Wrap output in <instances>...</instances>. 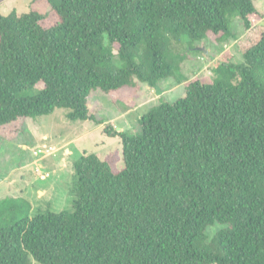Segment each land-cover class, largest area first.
Segmentation results:
<instances>
[{
    "label": "trees",
    "instance_id": "16d2710c",
    "mask_svg": "<svg viewBox=\"0 0 264 264\" xmlns=\"http://www.w3.org/2000/svg\"><path fill=\"white\" fill-rule=\"evenodd\" d=\"M48 1L46 14L0 13V128L58 108L95 120V90L132 107L140 84L182 83L173 44L229 42V17L245 29L244 60L216 61L214 80H186L184 97L139 119L140 135L106 127L124 167L118 152L77 159L73 211L0 226V264H264V24L254 0Z\"/></svg>",
    "mask_w": 264,
    "mask_h": 264
},
{
    "label": "rangeland",
    "instance_id": "374dc122",
    "mask_svg": "<svg viewBox=\"0 0 264 264\" xmlns=\"http://www.w3.org/2000/svg\"><path fill=\"white\" fill-rule=\"evenodd\" d=\"M254 2L263 13L260 23L264 24V0ZM50 10L48 0H0V13L5 15L13 11L20 15L30 11L46 14ZM239 20L236 16L229 17L230 28L235 34L229 42L191 43L183 39V43H174L173 53L180 60L183 82L169 78L161 81L157 90L140 84L132 107L120 102L118 96L95 90L88 98V107L95 120L71 121L67 118V110L58 108L50 115L20 119L1 127L0 226L7 227L27 216L32 217L41 209L73 211L74 162L83 155L95 153L104 158L118 152L120 160L118 158L116 166L122 169V142L119 137L108 136L104 129L114 126L128 135H140L139 119L154 105L173 103L184 97L186 80L194 77L214 80L212 66L216 61L229 59L242 63L244 59L237 41L244 36L245 29ZM39 88L27 95L36 93ZM222 228L218 224L212 226L207 235L211 237Z\"/></svg>",
    "mask_w": 264,
    "mask_h": 264
}]
</instances>
